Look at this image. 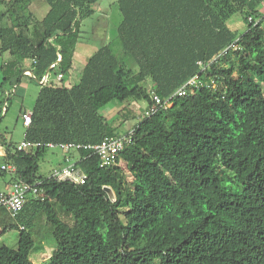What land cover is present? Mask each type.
Masks as SVG:
<instances>
[{"label": "trees", "instance_id": "16d2710c", "mask_svg": "<svg viewBox=\"0 0 264 264\" xmlns=\"http://www.w3.org/2000/svg\"><path fill=\"white\" fill-rule=\"evenodd\" d=\"M0 1V55L10 57L0 67V115L27 75L39 90L23 139L86 145L126 138L109 166L80 148L75 167L85 178L77 183L36 177L40 150L18 151L0 133V176L39 191L14 215L0 206V235L18 231L16 248L0 243V264H35L29 254L47 236L56 247L42 264H264L263 0H116L114 36L73 84L63 82L74 69L81 21L97 0H44L41 18L31 0ZM237 12L246 24L239 34L227 24ZM46 72L54 75L41 85ZM195 75L215 78L216 86L174 94ZM151 92L169 104L125 133L99 112L125 102L121 124L134 116L130 103L150 106Z\"/></svg>", "mask_w": 264, "mask_h": 264}, {"label": "rangeland", "instance_id": "374dc122", "mask_svg": "<svg viewBox=\"0 0 264 264\" xmlns=\"http://www.w3.org/2000/svg\"><path fill=\"white\" fill-rule=\"evenodd\" d=\"M5 7V2L0 1V11L4 10ZM92 7L94 9L93 14L81 21L80 37L75 50L74 69L71 73H69L66 80L63 82L64 84H73L78 80L81 70L79 66L82 65V61H80V59H82L81 57L86 60L102 43L111 39L114 36L116 26L121 20V13L118 9L116 0H97ZM29 8L36 18H41L48 10V5L44 0H31ZM260 8L263 10L264 4H261ZM227 24L238 34L243 32L246 28V24L239 12L232 15L228 19ZM8 56L9 54L7 52L0 55V65ZM53 75V72H50V76L52 77ZM22 79L23 83L29 82L30 80L26 75L22 76ZM1 80L2 75L0 71V82ZM28 85L29 88L27 87L26 89L29 91H25V96L21 98L23 99V106L27 109H31L35 100L38 85L35 81H30ZM5 89H11V86L7 83L4 85V90ZM19 96H13L7 105V110H3L0 115V133H6L5 135L8 136L7 141H17L23 132V126L19 118V110L22 106L20 103L21 101H18L21 100ZM1 100H3V97ZM125 105V102L112 100L99 109V112L106 117L108 122L112 124V126L116 127V131L118 133H125L137 123L139 115L142 114L143 108L146 106V102L144 100H140L130 103L128 105V109L130 112L132 111L134 116L129 117L126 121L119 124V120L117 119L118 112ZM3 106L4 103L0 102V107ZM69 153L70 151L63 152L58 149L45 150L42 155L43 157L40 158L38 162L39 174L48 175L50 174L49 171L55 168L57 169L59 164L67 165L71 163L68 159ZM8 178H10L9 174L0 176V188L3 184L2 181H5ZM127 178L128 180H131L132 176L128 174ZM1 228L2 226H0V231ZM0 243H3L11 248H16L18 244V231L16 229L7 230L5 233L0 235ZM55 247L56 244L52 237H45L42 241V245H39L38 238L35 243V248H33L29 254V258L35 264H42L44 262L47 263V260L55 250Z\"/></svg>", "mask_w": 264, "mask_h": 264}, {"label": "built area", "instance_id": "2783aa9c", "mask_svg": "<svg viewBox=\"0 0 264 264\" xmlns=\"http://www.w3.org/2000/svg\"><path fill=\"white\" fill-rule=\"evenodd\" d=\"M264 3V0H263ZM248 20L251 21L252 18L249 16ZM225 49L223 50L224 53ZM220 53V54H221ZM219 54V55H220ZM215 59V58H214ZM213 61V60H212ZM211 61V62H212ZM56 62L50 64V67H53ZM202 68L205 65L199 62ZM30 73V71H25V74ZM62 75L58 74L56 79H61ZM50 74L46 72L44 76L39 79V84L44 85L50 80ZM217 80L213 77L208 79L199 78L197 75L188 79L183 85H181L176 91L175 95L183 96L187 93V90L193 87H199L200 85H206L207 87H214L216 86ZM151 104L150 106H145L142 114L139 115V119L144 116H149L155 110L157 105H168L169 99L162 100L157 94L151 92ZM31 111H25L22 113V122L25 126H27L31 122ZM125 137H114V136H107L103 138L101 141L94 143V144H86L81 145L74 142H63V143H54V142H32L29 140L22 139L20 142L16 144V149L18 151L28 152L29 150H42V149H58L60 151H79L80 148H87L92 150L99 158V165L100 166H109L116 163L118 153L123 149L125 143ZM129 140V138H128ZM80 158V156H79ZM1 169L15 172L16 166L12 163H3L1 164ZM56 180H70L77 183H83L85 175L83 172L75 167V163L67 164L55 170L51 174ZM28 193H32L35 196L38 195L39 191L35 185H31L25 182H16L13 183L9 189L5 191H0V206H4L12 215L18 213L22 210L26 195Z\"/></svg>", "mask_w": 264, "mask_h": 264}, {"label": "crops", "instance_id": "0c3cea01", "mask_svg": "<svg viewBox=\"0 0 264 264\" xmlns=\"http://www.w3.org/2000/svg\"><path fill=\"white\" fill-rule=\"evenodd\" d=\"M74 58H75V55H74ZM82 59H80V61H82V65H84V62L86 61L85 59H83V57H81ZM10 59V57L8 56L3 62H2V64L3 63H5L6 61H8ZM1 64V65H2ZM24 64H25V66H27L28 64H29V61H25L24 62ZM74 64V63H73ZM1 65H0V67H1ZM79 66V68H82L83 66ZM0 71H1V69H0ZM1 75H2V73H1ZM25 76V75H24ZM27 76V75H26ZM30 79V78H29ZM30 81H34V80H29V82ZM29 82H24L23 83V79H22V77H21V79H20V81H19V84L17 85V87H16V89H15V93H14V96H19L20 98L21 97H24L25 96V94H24V92L25 91H29V90H27L26 88L29 86L28 85V83ZM37 83V82H36ZM37 85H38V83H37ZM29 88V87H28ZM38 90H39V86H38V88H37V91H36V95H37V92H38ZM36 95H35V98H36ZM18 101H21L20 103L22 104V106L20 107V110H19V113L21 112H24V109H27L25 106H23V99L21 98V100H18ZM35 101V100H34ZM27 111H30V109H28ZM21 116H22V114H21ZM21 116L19 117L20 119H21ZM21 123H22V119H21ZM22 126H23V132H22V135H21V137L17 140V141H15V144H17L18 142H20L22 139H23V136H24V129H25V125L22 123ZM6 134V133H5ZM5 134H3L4 135V137H5V139L7 140V138H8V136L7 135H5ZM42 151V152H41ZM4 152H5V149H4V146L0 143V158L4 155ZM44 152H45V149H43V150H40V154H39V157L37 158V171H36V173H35V175H36V177H38V178H43V177H46V176H49L50 174H52L54 171H55V169H53V170H51V171H49V173L50 174H48V175H46V174H39V166H38V162H39V159L40 158H42L43 156V154H44ZM68 159L71 161V163H75V162H77L78 160H79V153L77 152V151H70V153L68 154ZM71 163H69V164H71ZM62 166H65V165H61V164H59L58 166H57V169L58 168H60V167H62ZM56 169V170H57ZM53 171V172H52ZM7 175V174H6ZM9 177H10V175H9ZM11 181H10V178H8V179H6L5 181H2V187L0 188V191H5V190H7V189H9V187H10V185H11V183H10ZM1 218H3V214L2 213H0V219Z\"/></svg>", "mask_w": 264, "mask_h": 264}, {"label": "water", "instance_id": "95a60500", "mask_svg": "<svg viewBox=\"0 0 264 264\" xmlns=\"http://www.w3.org/2000/svg\"><path fill=\"white\" fill-rule=\"evenodd\" d=\"M104 191H106V193L108 194V196H109V198H110L111 200H114V194H113V192H112V190H111L110 187L105 186V187H104Z\"/></svg>", "mask_w": 264, "mask_h": 264}]
</instances>
